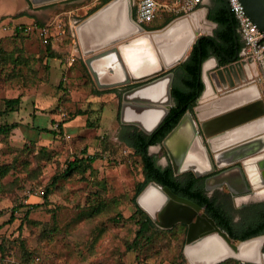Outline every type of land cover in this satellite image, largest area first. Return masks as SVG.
<instances>
[{"label":"rangeland","instance_id":"obj_1","mask_svg":"<svg viewBox=\"0 0 264 264\" xmlns=\"http://www.w3.org/2000/svg\"><path fill=\"white\" fill-rule=\"evenodd\" d=\"M134 1L136 6L139 0ZM157 1L161 8L155 21L175 15L173 22L190 13L184 0ZM3 26L0 125L19 126L0 135V264H182V258L191 264L181 228L157 234L140 250L127 246L139 227L133 199L144 174L141 157L119 140L115 93L96 98L98 85L86 62L73 60L69 50L57 52L61 60L50 58L53 36L44 41L37 30L2 32ZM203 27L213 31L215 24L203 22ZM239 70L264 97V69ZM17 96L18 107L4 112L5 99ZM78 111H86L81 122L68 126ZM162 150L157 145L150 152L160 163H169ZM82 156L96 159L85 170L63 176L67 162ZM53 179L54 191L46 202V186ZM26 250L33 255L29 260L24 259Z\"/></svg>","mask_w":264,"mask_h":264},{"label":"water","instance_id":"obj_2","mask_svg":"<svg viewBox=\"0 0 264 264\" xmlns=\"http://www.w3.org/2000/svg\"><path fill=\"white\" fill-rule=\"evenodd\" d=\"M224 2L234 20L228 0ZM242 2L264 32V0ZM133 8L134 0H110L80 21L75 31L82 56L99 88L136 84L122 92L121 123L152 134L173 105L172 69L186 60L195 43L213 36L203 22L216 23L207 17V8H200L163 28L149 29L135 20ZM183 36H187L184 42ZM238 55L239 51L234 59ZM219 65L215 55L202 62L203 89L193 110L185 113L162 145L176 174L190 170L202 177L222 169L206 178V189L227 186L236 196L264 188V97L255 83L218 90L210 71ZM258 67L264 69V62H255L253 68ZM223 75L226 80L232 77ZM252 85L258 89L254 96L242 94ZM203 111L208 115L202 117ZM187 125L190 134L184 139L179 132ZM137 202L163 228L180 222L188 225L184 254L191 264H219L230 258L264 264V234L234 242L202 212L200 204L168 186L149 182ZM210 238L214 243L205 249ZM195 247L203 250L198 256L193 252Z\"/></svg>","mask_w":264,"mask_h":264},{"label":"trees","instance_id":"obj_3","mask_svg":"<svg viewBox=\"0 0 264 264\" xmlns=\"http://www.w3.org/2000/svg\"><path fill=\"white\" fill-rule=\"evenodd\" d=\"M110 0H101L92 11L87 13V16L102 7ZM216 8L208 11L207 17L217 23V27L214 30L213 36L203 37L200 43H195L191 48L186 60L177 64L172 70L175 72V79L172 86L173 105L170 112L160 124V126L152 133L147 134L142 129L134 125H124V128L120 131L119 140L133 149V152L141 157L144 180L140 182L136 188L133 202L135 204L134 215L137 217L139 227L137 235L133 241L128 242V248L130 250H140L150 241H152L157 234L166 233L174 230L176 227L181 228L184 232V239L187 235L188 225L185 223H177L171 228L159 227L151 216L139 205L137 202L138 195L146 187V185L155 181L163 186H168L175 193L187 197L194 202L200 204L205 211L215 219L218 225L226 230L232 239L239 241L254 237L258 234L264 233V216L256 223L250 226L243 227L240 231H237L235 223H233L231 216L226 212L223 204L218 200L216 196H208L204 189V177H197L194 172L188 171L186 173L176 175L172 164L167 167H161L157 164V158L155 155L150 154L149 149L152 145L162 144L165 137L176 127L181 118L187 111H192L199 97L200 92L203 89V83L200 77L201 64L204 60L211 55H215L220 64H226L228 57H235L237 52L241 49V39L238 34L237 43L235 38L236 29L238 27L237 20L234 16V20L231 19V14L225 4L224 0H215ZM135 12V11H134ZM176 16L166 15L162 21H153L147 25L149 29L162 28L168 25ZM157 18V17H156ZM66 43L63 48L65 51L71 49L73 44V37L67 34L65 37ZM72 41V42H71ZM238 44V45H237ZM51 57H61L60 53L50 51ZM85 69L88 71V67L84 64ZM116 88V87H114ZM108 89H95L94 93L100 94ZM115 90V89H114ZM21 102V97H12L5 99L4 112L8 110H15ZM86 111H78V114H84ZM120 115V114H119ZM89 117L87 122L89 123ZM17 122L4 123L0 125V135H9L11 131L18 127ZM62 127V126H61ZM55 130L57 128H54ZM60 129V128H59ZM62 129V128H61ZM59 130L61 132L62 130ZM52 131V130H51ZM162 153L167 154L165 147H163ZM96 156L76 157L74 160L67 162V167L62 173L63 176H69L74 171L86 169L90 164L95 161ZM1 172V170H0ZM5 172V171H4ZM62 176V175H61ZM56 180L53 179L46 186L45 201H49L51 193L54 191ZM228 195V192L224 193ZM99 204V203H97ZM96 205L92 207V210H96ZM100 205V204H99ZM104 205V203L102 204ZM120 214V213H119ZM161 228V229H160ZM31 251L24 252V259L29 260L32 257ZM179 257H183L182 253ZM183 264V258L180 260ZM177 261L174 263L176 264ZM219 264H252L249 262H243L238 259L230 258Z\"/></svg>","mask_w":264,"mask_h":264},{"label":"crops","instance_id":"obj_4","mask_svg":"<svg viewBox=\"0 0 264 264\" xmlns=\"http://www.w3.org/2000/svg\"><path fill=\"white\" fill-rule=\"evenodd\" d=\"M97 3L98 0H0V25H4V29L1 28V31H13V28H15L14 26L17 24H49L52 26V43L53 47L55 48V52L57 53L59 52V50H65L64 48H61V43H64L66 39L65 37L67 36V34H70L73 37L70 56L75 57V59H80V61L84 63L85 58L82 56L79 41L75 31V26L87 17V13L89 12V10L87 9L88 11L86 13H84V10L87 7L91 8L93 6H96ZM216 5L217 4L215 0H203V3L199 7V9L207 8L208 11H210L212 9H215L217 7ZM4 17H12L13 20L3 23L2 19ZM213 22L216 23L215 21ZM216 27L217 23L214 27V30L216 29ZM52 58H54V60H61V57L58 56ZM244 58L243 44L241 43L239 55L235 59L234 57L228 59L226 64H220L218 68L210 71L214 86L218 90H225L229 87H232L233 84L230 83V81H235V79H237L236 73L242 76L239 70L240 67H244L247 70L253 68V66L250 65ZM225 73L228 74V76H230L229 74H231L233 79L232 77H229V80H226L223 75ZM245 74L247 75V73ZM97 89L104 90V88H99L98 86ZM114 89V91H106L100 94H96L95 97L102 98V95H104L105 93H115V97H112V99L115 98L114 100H116L117 105L115 107V119L119 121L120 101L118 99V96L116 95L119 88L116 87ZM84 114L77 115L76 113L74 118H71L66 122L67 125L70 127L75 126L77 122H81ZM87 119L86 124L88 123ZM120 128L121 130L124 128V125L121 123V121Z\"/></svg>","mask_w":264,"mask_h":264},{"label":"built area","instance_id":"obj_5","mask_svg":"<svg viewBox=\"0 0 264 264\" xmlns=\"http://www.w3.org/2000/svg\"><path fill=\"white\" fill-rule=\"evenodd\" d=\"M231 11L237 20V32L243 44L244 59L250 64L264 62V32L248 14L242 0H228ZM135 3V1H134ZM203 0H184V10L193 12L202 5ZM135 20L142 24H150L157 17L161 4L157 0H139L135 6ZM16 30L23 33L38 31L44 41L50 40L52 31L49 24H17ZM75 60V58H72Z\"/></svg>","mask_w":264,"mask_h":264},{"label":"flooded vegetation","instance_id":"obj_6","mask_svg":"<svg viewBox=\"0 0 264 264\" xmlns=\"http://www.w3.org/2000/svg\"><path fill=\"white\" fill-rule=\"evenodd\" d=\"M134 11H135V7L133 8V13H135ZM147 25L148 24H145L146 27H147ZM252 70L254 71L255 69L252 68ZM249 73H251V71ZM236 75H237L236 76L237 79H235V81L234 80L230 81V83L233 84L232 87H236L239 84H242V82H244V84H246L245 80H246L247 76L244 73L242 74V76H240L237 73H236ZM248 77L249 78H254V77H252L251 74H248ZM134 85H136V84L127 85V86H124L123 88H119L118 87L119 89H118L116 95L118 96V99L120 101V108H121V102H122V100H121L122 92L124 90H127V89L133 87ZM232 87H229V88H232ZM119 117H120V115H119ZM157 145H160L161 149H162V144H157ZM157 145H152L151 147L157 146ZM151 147L149 149V152L151 150ZM150 154H152V153L150 152ZM164 156H166V158L169 161V163H166V164L160 163L158 161V158H157L158 156L155 155V157L157 158V164L160 165L163 168L167 167L169 164H172V162H171V160L169 158L168 152H167V154H164ZM220 170H222V169H218V170H216L214 172H210L209 174L202 176V177H204V180H203L204 181V189L206 190L208 196H216L218 198V200L223 204V206L225 207L226 212L231 216V219H232L233 223H235L237 231H240V229H242L243 227L250 226L251 224H256L264 216V193L260 194V192L264 191V188H261L259 190H254L252 192L241 193V194H238L236 196L233 195L229 191L227 186H224L223 188H215L213 190L206 189V186H205L206 178L211 176V175H213V174H215V173H217V172H219ZM186 172H188V171H185L183 173H186ZM183 173H180V174H183ZM180 174H176V175H180ZM226 190L228 192V195L224 194L226 192ZM180 196H182V195H180ZM202 212H205L209 217H211L205 211L204 208L202 209ZM217 225H218V223H217ZM222 230L225 231L228 234V232L226 230H224V229H222ZM262 234H264V233H261V234H258V235H262ZM233 241L234 242H239L240 240L236 241V240L233 239Z\"/></svg>","mask_w":264,"mask_h":264},{"label":"bare ground","instance_id":"obj_7","mask_svg":"<svg viewBox=\"0 0 264 264\" xmlns=\"http://www.w3.org/2000/svg\"><path fill=\"white\" fill-rule=\"evenodd\" d=\"M210 28V27H209ZM207 29H208V27H207ZM187 35V34H186ZM185 39H187V36H183V38H182V40H183V42L185 41ZM257 87L255 86V85H252V86H249V88H246L245 90H243L242 91V94H245V95H248V96H254L255 95V93H257ZM236 95H238V94H236ZM202 117H205L206 115H208V112H202L201 114H200ZM189 134H190V131H189V127H188V125L187 126H185V127H183L181 130H180V132H179V135L181 136V138H187L188 136H189ZM181 138H179V137H177V140H179V141H181L180 139ZM172 143H174V140L172 141ZM177 146V143H175V145H174V148ZM262 193H264V191H262V192H260V194H262ZM158 197V196H157ZM157 199H155L154 198V200L153 201H156ZM207 242H208V246L205 248V249H207L210 245H211V243H214L213 242V240L210 238V240H207ZM201 251H203L202 249H200V247L199 248H197V247H195L194 249H193V252L196 254V256H198V253L199 252H201Z\"/></svg>","mask_w":264,"mask_h":264}]
</instances>
